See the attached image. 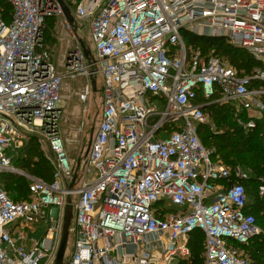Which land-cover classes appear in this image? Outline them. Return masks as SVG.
Here are the masks:
<instances>
[{
    "label": "built area",
    "instance_id": "1",
    "mask_svg": "<svg viewBox=\"0 0 264 264\" xmlns=\"http://www.w3.org/2000/svg\"><path fill=\"white\" fill-rule=\"evenodd\" d=\"M7 1L0 175L25 177L29 199L14 201L0 186V264H52L68 194L74 227L63 264H175L190 256L195 229L204 264H253L243 249L260 233L246 211L248 174L215 158L197 125L213 128L211 104L230 107L244 131L262 117L264 0H78L72 14L87 25L95 52L87 59L76 40L61 71L44 44L49 18L73 30L58 1ZM183 31L224 38L258 65L238 72L186 44ZM91 76L101 77L99 120L87 155L71 158L59 130L62 86L87 80L78 94L85 114ZM27 135L45 144L52 181L14 165Z\"/></svg>",
    "mask_w": 264,
    "mask_h": 264
},
{
    "label": "trees",
    "instance_id": "2",
    "mask_svg": "<svg viewBox=\"0 0 264 264\" xmlns=\"http://www.w3.org/2000/svg\"><path fill=\"white\" fill-rule=\"evenodd\" d=\"M71 10L74 9L70 2L65 0ZM72 3V2H71ZM11 5L7 0H0V15L6 21L11 18ZM52 19V18H50ZM48 19V20H50ZM47 20V21H48ZM182 37L186 44H199L204 53L208 48H213L226 56L229 63L242 73H249L258 63L246 50L229 45L224 38L198 36L183 31ZM44 44L47 47L45 30ZM210 116L213 128L198 124L197 133L202 144L213 150V156L225 165L232 168L239 167L247 172V179L243 182L246 194L251 191L246 211L251 213L259 226L260 233L253 236L248 244L243 246L245 254L253 264H264V193L258 194V186H264V113L256 121L254 128L244 131L235 124L233 112L226 105L211 104L205 108ZM21 148L19 156L13 161L17 167L42 179L45 182L52 181L53 169L50 162L43 156L40 149H33L31 144L34 139ZM3 176V190L14 201L29 199L28 181L25 177L6 173ZM173 212L177 208L172 207ZM203 233L195 229L189 235V247L191 254L188 258L177 260V264H204L203 260Z\"/></svg>",
    "mask_w": 264,
    "mask_h": 264
},
{
    "label": "rangeland",
    "instance_id": "3",
    "mask_svg": "<svg viewBox=\"0 0 264 264\" xmlns=\"http://www.w3.org/2000/svg\"><path fill=\"white\" fill-rule=\"evenodd\" d=\"M67 1H69L70 5L73 6L74 3L78 0ZM76 32V34H78V37L82 38L90 47L91 52L94 53L95 51L87 25L85 23L79 25L78 31ZM76 34L74 30H72L71 32L65 27L62 17H55L51 20L46 21L45 36L47 42V51L52 55V62L60 71L63 70V58L65 57V53L67 52V50H69V48L74 46L77 40ZM196 45L201 46L199 44ZM208 53L213 54L216 57L221 58L223 61L229 63V60L225 55L219 52L215 53V50L213 48L209 47ZM98 77V89L97 91L90 94L85 114L83 112L84 104L79 100L78 94L82 90L87 80L84 78H77L74 80L66 79L63 82L60 101L61 113L59 117V130L62 138L64 139L68 154L71 158H76L84 153L86 145L89 141L91 129H95V127L97 126L99 113L102 106L101 93L99 91V82H101V77ZM29 139H34L31 147L33 149H40L43 153V156L48 160L49 153L47 152L45 144L41 142L36 135H27L24 145H26L30 141ZM3 181V176L0 175L1 187H3ZM250 194L251 191H248L247 189L248 201H250L251 198ZM170 210L172 211V209ZM71 227H74L73 218ZM72 238L73 235L71 232H69V238L65 253L66 255L72 250ZM175 264H177V262Z\"/></svg>",
    "mask_w": 264,
    "mask_h": 264
},
{
    "label": "water",
    "instance_id": "4",
    "mask_svg": "<svg viewBox=\"0 0 264 264\" xmlns=\"http://www.w3.org/2000/svg\"><path fill=\"white\" fill-rule=\"evenodd\" d=\"M57 1H58L59 5L62 9L63 16L65 17L66 21L68 22V24L71 27L75 28L76 20H75L73 14L71 12V9L69 8V6L66 4V2L64 0H57ZM74 31L76 34V30H74ZM76 37H77V40L80 43V45L84 51L86 58L89 59V57L91 55V50L87 47L86 42L82 38L78 37L77 34H76ZM90 86H91L92 93L97 91L98 80L96 78H94L93 76L90 77ZM93 133H94V129L92 128L91 132H90L89 141L86 145L83 156H86L88 151H89L91 140L93 137ZM74 179H75V174H74V177L72 179V182L74 181ZM72 182L69 185V187H71ZM72 218H73V206H72V202H71V197L68 194L66 196L64 219H63V225H62V230H61L59 246H58V250H57V253L55 255V258H54L52 264H63L65 253H66V247H67V243H68V238H69V232H70Z\"/></svg>",
    "mask_w": 264,
    "mask_h": 264
},
{
    "label": "crops",
    "instance_id": "5",
    "mask_svg": "<svg viewBox=\"0 0 264 264\" xmlns=\"http://www.w3.org/2000/svg\"><path fill=\"white\" fill-rule=\"evenodd\" d=\"M65 1V0H64ZM66 2V1H65ZM73 11H74V9L73 10H71V12L73 13ZM51 20V19H50ZM76 20V25H75V28L74 27H72V29L73 30H76V31H78V27H79V25H82V24H84V22H82V21H80V20H77V19H75ZM77 33V32H76ZM78 35V34H77ZM52 56V55H51Z\"/></svg>",
    "mask_w": 264,
    "mask_h": 264
}]
</instances>
